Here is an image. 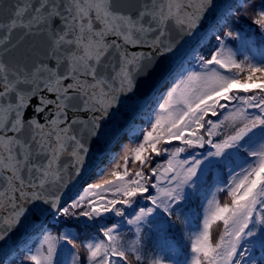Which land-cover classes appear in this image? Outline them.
I'll list each match as a JSON object with an SVG mask.
<instances>
[{"label":"snow or ice","instance_id":"snow-or-ice-1","mask_svg":"<svg viewBox=\"0 0 264 264\" xmlns=\"http://www.w3.org/2000/svg\"><path fill=\"white\" fill-rule=\"evenodd\" d=\"M257 244L264 0H0V264H264Z\"/></svg>","mask_w":264,"mask_h":264},{"label":"trees","instance_id":"trees-1","mask_svg":"<svg viewBox=\"0 0 264 264\" xmlns=\"http://www.w3.org/2000/svg\"><path fill=\"white\" fill-rule=\"evenodd\" d=\"M250 22V21H249ZM128 147H134L135 145H133L130 141L127 142ZM218 199L220 200V202L223 204L224 202L228 201V197L225 196L224 194H218ZM199 205V201L196 202V205H194V207L197 208L198 211H202V209L198 208ZM181 229L183 230V226H181ZM221 227L219 225L214 226V235H216L219 231H221ZM187 234V233H186ZM131 236V233L128 232L127 228H125L124 234H123V238L125 241H127ZM157 235L155 234V232L149 228L145 229V233H144V243L147 246L148 249H154V246L157 242ZM169 242L175 244L176 240H179L180 237L179 235H177L175 238L169 236ZM185 243L187 241H184ZM252 255L257 258V260H259V258L264 255V250H261L260 246L257 244L253 249H252ZM181 259L183 258L182 256L180 257Z\"/></svg>","mask_w":264,"mask_h":264}]
</instances>
